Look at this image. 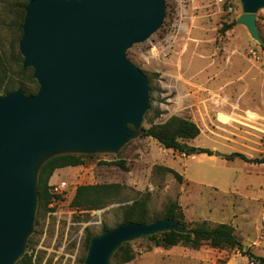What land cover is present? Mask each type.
<instances>
[{
  "label": "rangeland",
  "instance_id": "374dc122",
  "mask_svg": "<svg viewBox=\"0 0 264 264\" xmlns=\"http://www.w3.org/2000/svg\"><path fill=\"white\" fill-rule=\"evenodd\" d=\"M232 3L234 10L225 12L202 0L191 11L187 6L180 9L177 0H164L160 27L126 50V57L150 78L146 117L155 123L171 115L190 119L199 133L187 144L207 148L210 155H184L137 136L114 154H88L79 166L58 168L49 183L64 180L68 188L49 203L53 210L33 224L32 249H27L31 264H82L86 229L95 235L103 225L120 223L119 206L141 195L146 196L149 215L159 214L168 201L175 200L188 222L230 224L242 247L264 258V163L223 157L231 152L264 157V52L236 23L219 31L241 12L239 1ZM255 22L264 40V8L256 12ZM3 32L8 56L11 36ZM197 60L202 66L192 70ZM232 66L233 71L224 72L229 79L220 81V70ZM140 126H148L144 118ZM116 160L123 161L125 170L110 163ZM159 167L174 170L180 179ZM99 182L123 184L121 199L91 211L69 207L76 185ZM261 221L262 230L255 231ZM253 240L259 244L253 245ZM129 245L134 257L122 264H253L229 248H161L145 238ZM109 263L116 264L115 260Z\"/></svg>",
  "mask_w": 264,
  "mask_h": 264
},
{
  "label": "water",
  "instance_id": "95a60500",
  "mask_svg": "<svg viewBox=\"0 0 264 264\" xmlns=\"http://www.w3.org/2000/svg\"><path fill=\"white\" fill-rule=\"evenodd\" d=\"M234 19L264 48L255 16ZM17 42L34 94L0 93V264H14L33 231L39 167L58 154L116 153L139 136L149 107L145 74L127 57L161 25L164 0H27ZM173 230L177 220L120 222L89 237L82 264H109L123 243Z\"/></svg>",
  "mask_w": 264,
  "mask_h": 264
},
{
  "label": "trees",
  "instance_id": "16d2710c",
  "mask_svg": "<svg viewBox=\"0 0 264 264\" xmlns=\"http://www.w3.org/2000/svg\"><path fill=\"white\" fill-rule=\"evenodd\" d=\"M27 0H9L6 4L0 0V93L5 94L8 91L20 87L24 95L34 94L37 89L36 81L31 77L32 69L30 67H21V56L18 52L17 41L21 34V22L24 13V5ZM232 1V0H231ZM234 19L223 23L219 28L220 32H224L234 24ZM10 33L9 55L6 56L2 32ZM3 32V33H4ZM261 39V38H260ZM262 40V39H261ZM264 44V40H262ZM261 46V45H260ZM264 52V48L261 46ZM16 67L13 71L11 67ZM10 70L14 72L10 74ZM147 83L150 78L145 74ZM149 90H151L149 88ZM147 111L144 113V120L148 126L139 127L140 137H149L154 139L164 149H172L183 153L184 155L205 153L210 155L207 148L194 147L187 144V141L196 137L199 133L197 125L188 118L177 115H171L162 122H153L152 119L146 117ZM159 110L155 111V115ZM88 154H58L47 159L38 169L36 192L37 204L35 210L34 225L38 223V219L45 212H51L52 207L49 203L57 200L61 196L52 195L49 191V178L52 173L62 167L79 166L83 163V158ZM225 159L239 157L245 161L264 163V157L246 158L238 152H231L223 156ZM104 163V161H101ZM110 163L119 166L125 170L122 160L111 161ZM165 172H170L177 180L180 175L168 167H159ZM125 186L117 182H99L92 184H78L73 188L72 195L68 205L74 210L91 211L103 208L107 204L119 201L121 199ZM121 212V222H148L161 218H173L186 229L185 232H176L173 230L156 233L145 237L154 247L168 248L180 245L190 249H197L202 245L211 248H229L235 249L242 256H245L249 263L264 264V258L253 254L249 249H244L234 233L233 227L225 222L209 224L204 220L197 222H188L184 219V215L175 200L168 201L159 214L149 215L146 206V196L141 195L131 199L129 203L119 206ZM106 225L102 226L101 231L108 229ZM90 232L86 229L83 247L86 249ZM32 237L26 240L23 255L14 264H31L33 262L32 253H27V249L31 248ZM84 256L79 258L82 263ZM134 252L129 242L121 244L112 254L110 261L115 260L116 264H122L132 260ZM110 264V263H109Z\"/></svg>",
  "mask_w": 264,
  "mask_h": 264
},
{
  "label": "built area",
  "instance_id": "2783aa9c",
  "mask_svg": "<svg viewBox=\"0 0 264 264\" xmlns=\"http://www.w3.org/2000/svg\"><path fill=\"white\" fill-rule=\"evenodd\" d=\"M208 3L218 10L231 12L234 10L231 0H207ZM197 0H177V5L181 9L182 6H187L191 11L197 7ZM68 184L64 180H58L55 183H49L48 191L52 195H61V193L67 191ZM54 201V200H52Z\"/></svg>",
  "mask_w": 264,
  "mask_h": 264
},
{
  "label": "crops",
  "instance_id": "0c3cea01",
  "mask_svg": "<svg viewBox=\"0 0 264 264\" xmlns=\"http://www.w3.org/2000/svg\"><path fill=\"white\" fill-rule=\"evenodd\" d=\"M199 1H202V0H197V6H198V3H199ZM239 14V12L236 14V16ZM255 21H256V16H255ZM236 26H240L243 30H244V32H245V34H248L247 33V31H246V29L242 26V25H236ZM241 30V29H240ZM193 64H192V70L195 68H199V67H201L202 66V62L201 61H194V62H192ZM238 65H239V62H236ZM226 70H228V72H229V70H232L233 71V66L232 67H229V69H227V68H222V70H220L221 72V74H220V81H224V80H226V79H229V77H227L226 75H224V72H227ZM255 73H256V71H255ZM259 78H260V76H259ZM237 104V103H236ZM237 106H238V104H237ZM238 108V107H237ZM57 170V169H56ZM55 170V171H56ZM259 220H261V219H259ZM263 226V223H262V221L259 223V224H255V227H254V229H255V231H259V230H262V227ZM253 245H255V244H259V241L258 240H253L252 242H251Z\"/></svg>",
  "mask_w": 264,
  "mask_h": 264
}]
</instances>
